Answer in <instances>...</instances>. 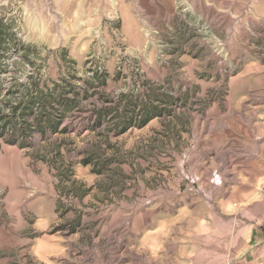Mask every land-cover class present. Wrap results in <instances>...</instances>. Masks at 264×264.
Here are the masks:
<instances>
[{
  "label": "rangeland",
  "instance_id": "rangeland-1",
  "mask_svg": "<svg viewBox=\"0 0 264 264\" xmlns=\"http://www.w3.org/2000/svg\"><path fill=\"white\" fill-rule=\"evenodd\" d=\"M0 264H264V0H0Z\"/></svg>",
  "mask_w": 264,
  "mask_h": 264
},
{
  "label": "trees",
  "instance_id": "trees-1",
  "mask_svg": "<svg viewBox=\"0 0 264 264\" xmlns=\"http://www.w3.org/2000/svg\"><path fill=\"white\" fill-rule=\"evenodd\" d=\"M103 117L104 116L101 115V113H99V112L97 113V115H96L97 124H101L102 123ZM114 118H116V117H114ZM61 121H62V116L55 123V127H54L55 129L58 127V124ZM125 122H126L125 120H123V121L122 120H115V121H113L112 127H110V128H111V130H113L115 128H117V129H126V126H125L126 123ZM88 163H92V164L95 165L94 159L92 157L86 158L85 164H88ZM98 171H100V170H98Z\"/></svg>",
  "mask_w": 264,
  "mask_h": 264
}]
</instances>
